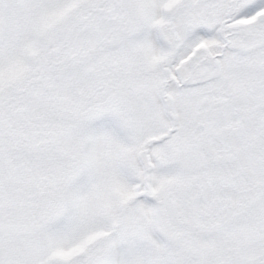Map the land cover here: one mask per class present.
Masks as SVG:
<instances>
[{
	"label": "snow or ice",
	"instance_id": "snow-or-ice-1",
	"mask_svg": "<svg viewBox=\"0 0 264 264\" xmlns=\"http://www.w3.org/2000/svg\"><path fill=\"white\" fill-rule=\"evenodd\" d=\"M0 264H264V0H0Z\"/></svg>",
	"mask_w": 264,
	"mask_h": 264
}]
</instances>
